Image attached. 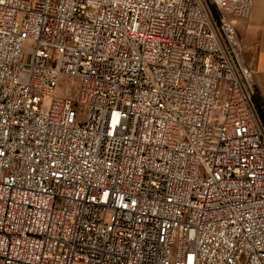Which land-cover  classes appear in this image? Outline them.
Wrapping results in <instances>:
<instances>
[{"label":"built area","instance_id":"obj_1","mask_svg":"<svg viewBox=\"0 0 264 264\" xmlns=\"http://www.w3.org/2000/svg\"><path fill=\"white\" fill-rule=\"evenodd\" d=\"M255 2L0 0V264H264Z\"/></svg>","mask_w":264,"mask_h":264},{"label":"crops","instance_id":"obj_2","mask_svg":"<svg viewBox=\"0 0 264 264\" xmlns=\"http://www.w3.org/2000/svg\"><path fill=\"white\" fill-rule=\"evenodd\" d=\"M236 27L244 47V60L255 71L254 102L264 124V0H256L251 17L237 20Z\"/></svg>","mask_w":264,"mask_h":264},{"label":"rangeland","instance_id":"obj_3","mask_svg":"<svg viewBox=\"0 0 264 264\" xmlns=\"http://www.w3.org/2000/svg\"><path fill=\"white\" fill-rule=\"evenodd\" d=\"M19 21H23V16H20ZM33 51V43L31 41H27L24 48V54L21 59V62L25 65V70H28L29 65L31 64V57ZM75 82V81H73Z\"/></svg>","mask_w":264,"mask_h":264}]
</instances>
